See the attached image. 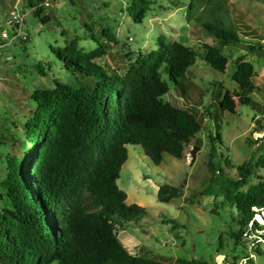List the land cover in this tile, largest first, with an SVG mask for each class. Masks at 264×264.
<instances>
[{
	"label": "trees",
	"instance_id": "trees-1",
	"mask_svg": "<svg viewBox=\"0 0 264 264\" xmlns=\"http://www.w3.org/2000/svg\"><path fill=\"white\" fill-rule=\"evenodd\" d=\"M38 1L28 0V7ZM150 3L129 0L126 10L140 22ZM43 9L37 6L32 13L47 23L50 17ZM197 9L200 12L195 20L218 43L205 47L203 59L223 72L227 58L221 46L238 44L241 37L221 0H189L186 17L190 19ZM83 25L98 42L92 23ZM101 34L115 39L108 28ZM52 51L58 64L79 81L75 86L55 79L52 87L31 93L35 107L22 125L23 137L18 140L21 155L7 158L6 174L0 182L8 203L0 209V264H170L142 254L146 248L130 252L119 238L118 230L141 219L146 210L136 203L126 204V193L116 181L127 160V144L140 145L155 165L161 163L164 153L182 158L193 138L191 158L200 151L202 143L196 134L203 129L208 113L204 116L163 101L168 85L159 72L164 64L170 80L180 86L195 62L196 51L160 36L157 47L130 62L124 74L93 60L104 53L100 43L86 53L73 39ZM55 62L46 63L49 70ZM235 65L232 79L242 92H251L253 64L240 58ZM36 69L42 76L47 73L40 62ZM209 142L208 168L215 173L218 167L211 159L214 143H221L219 132L214 136L209 133ZM247 166L236 167L239 178L230 179L234 190L225 196L238 211V231L231 233L235 244L256 214L252 208L264 206V180L244 192L237 191L250 175ZM181 195L180 187L166 183L156 192L157 200L165 203ZM178 260L173 264H200L196 259Z\"/></svg>",
	"mask_w": 264,
	"mask_h": 264
},
{
	"label": "rangeland",
	"instance_id": "rangeland-1",
	"mask_svg": "<svg viewBox=\"0 0 264 264\" xmlns=\"http://www.w3.org/2000/svg\"><path fill=\"white\" fill-rule=\"evenodd\" d=\"M27 1L19 2L25 17L15 26L9 24L12 3L0 0V39L2 30L13 38L0 49V182L6 174L7 158L21 155L18 140L23 137L22 125L35 107L32 91L52 87L55 79L78 85L79 80L58 64L52 50L75 39L78 48L90 53L100 43L104 53L93 60L124 74L130 62L155 49L157 38L163 36L191 46L197 53L180 86L170 80L164 64L159 72L168 85L163 101L204 116L208 113L203 129L196 134L202 146L192 159L193 138L182 158L164 153L161 163L155 165L140 145H126L127 160L116 183L126 193L125 203L142 206L146 215L126 223L118 236L130 252L146 248L142 254L164 263L196 259L200 264H264L262 242L254 248L253 258L243 261L248 257L246 243L240 240L235 244L231 237L238 231V211L225 198L234 190L230 179L239 178L238 165H248L250 175L237 191L244 192L264 180V134L252 126V117L264 110V0H221L241 37L238 44L221 46L227 58L223 72L203 59L205 47L218 43L195 20L200 9L194 10L190 19L186 17L189 0H151L140 22L129 16V0H53L43 9L50 17L47 23L32 13ZM84 22L92 23L98 42L90 37ZM104 28L111 30L114 40L102 36ZM240 58L253 64L254 88L249 93L242 92L232 79ZM54 60L57 63L49 70L46 63ZM38 62L46 75L38 73ZM217 132L221 143H214L211 160L218 171L212 173L208 168L209 133L214 136ZM164 183L180 187L182 195L170 202L158 201L156 192ZM7 205L0 186V209Z\"/></svg>",
	"mask_w": 264,
	"mask_h": 264
},
{
	"label": "built area",
	"instance_id": "built-area-1",
	"mask_svg": "<svg viewBox=\"0 0 264 264\" xmlns=\"http://www.w3.org/2000/svg\"><path fill=\"white\" fill-rule=\"evenodd\" d=\"M7 2L12 3L11 10L9 11V24H14L18 26V24L23 23L25 14L22 12V7L19 4L20 0H6ZM53 0H39L35 6L30 8V10H34L37 6H41L46 9L51 6ZM17 29V27H16ZM26 39V38H23ZM13 38H8L5 30L1 31V39H0V49L6 45L11 43ZM253 123L252 126L260 133L264 134V110L260 113L255 114L252 117ZM256 214L251 218L241 233V239L246 243V247L248 249V257L244 258L245 262L248 258H253L254 248L260 242L264 243V206L263 207H253L252 208ZM242 264V263H239Z\"/></svg>",
	"mask_w": 264,
	"mask_h": 264
}]
</instances>
